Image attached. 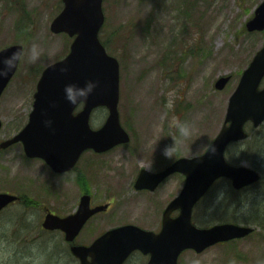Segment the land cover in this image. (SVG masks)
<instances>
[{
	"label": "rangeland",
	"instance_id": "rangeland-1",
	"mask_svg": "<svg viewBox=\"0 0 264 264\" xmlns=\"http://www.w3.org/2000/svg\"><path fill=\"white\" fill-rule=\"evenodd\" d=\"M262 1L104 0L105 24L100 36L121 65L120 114L132 138L129 145L109 153L87 155L88 174L94 181L89 189L98 192L96 202L116 203L112 212L102 216L106 219L104 229L123 222L148 230L160 228L163 210L179 194L182 178L173 176L148 193H137L133 182L141 168L161 170L179 157L202 154L211 144L224 123L228 100L242 73L264 46V32L246 29ZM62 8L61 0H0V49L20 44L25 53L17 75L0 99V116L5 122L0 139L26 125L42 71L69 53L72 40L50 30ZM33 43L38 52L34 61L30 58ZM223 76H231V81L217 90L215 82ZM107 115L104 108L95 111L92 128H99ZM180 125L188 127L187 135L180 131ZM247 131L251 138L264 141V127L257 130L248 125ZM174 143L173 156L164 155L165 146ZM244 145L246 150L253 141ZM244 150L236 147L229 162L237 165L247 153ZM240 163L264 175V154ZM25 167L5 172L0 165V192L26 193L43 203L31 210L16 203L0 215V264H77L63 245H44L38 238L48 236L41 232L45 207L60 216L77 209L76 193L66 194L68 188L78 187L77 182L66 184L68 177L53 174L38 162ZM231 188L227 180L216 183L206 204L195 208L194 223L209 227L234 215L233 221L255 227V232L200 255L187 253L181 259L183 264L194 260L200 264H264V226L252 222L264 224V201H260L264 200V184L231 192L219 213L208 209L209 199L222 197ZM50 189L57 197L51 196ZM235 200L240 202L238 207ZM56 237L61 240V236Z\"/></svg>",
	"mask_w": 264,
	"mask_h": 264
},
{
	"label": "water",
	"instance_id": "water-1",
	"mask_svg": "<svg viewBox=\"0 0 264 264\" xmlns=\"http://www.w3.org/2000/svg\"><path fill=\"white\" fill-rule=\"evenodd\" d=\"M62 2L63 8L52 21L51 31L66 33L74 38L70 53L44 70L34 95V109L28 125L13 140L2 145L6 147L21 141L29 157L43 158L57 173L72 169L86 150L103 153L130 141L128 132L121 124L118 109L120 65L115 57L107 53L99 39V32L105 22L103 0ZM247 29L250 32L264 31V2L247 23ZM17 48L23 47L15 45L0 52V69L4 67L3 57ZM65 65L69 67L66 73L59 70ZM17 67L18 64L7 77L0 75V96ZM89 77L99 79L100 86L83 109L74 115L79 105L72 106L63 99V85L68 81L83 82ZM263 78L264 47L244 71L229 99L225 123L208 150L201 156L180 158L160 172H141L135 183L137 190L153 191L174 173L185 176L182 190L164 212L161 233L155 234L135 225L110 230L89 247L72 248L81 264H123L135 250L151 254L149 264H178V258L184 250L192 249L201 253L217 243L242 238L254 231L253 228L232 223L199 228L193 224L192 216L196 204L219 178H229L235 189H242L260 180L261 176L256 170L230 165L225 152L231 142L247 138L244 127L248 121L254 127L264 122V88L260 89ZM229 81L230 76L219 78L216 89L223 90ZM99 107H105L108 116L100 128L93 129L91 115ZM16 200L19 197L0 193V211ZM107 207L91 209L90 197L84 196L76 214L65 218L48 214L43 227L61 229L66 233V239L73 241L88 219ZM174 211H180L176 218L171 217Z\"/></svg>",
	"mask_w": 264,
	"mask_h": 264
},
{
	"label": "flooded vegetation",
	"instance_id": "flooded-vegetation-1",
	"mask_svg": "<svg viewBox=\"0 0 264 264\" xmlns=\"http://www.w3.org/2000/svg\"><path fill=\"white\" fill-rule=\"evenodd\" d=\"M83 108V105H80L76 111H75V114H77L81 109ZM0 112H1V109H0ZM31 111H28L27 112V115H28V119H29V115H30ZM0 120L2 121V129L4 128V125H5V122H4V116L1 115L0 116ZM28 122V120H27ZM25 127V126H24ZM23 127V128H24ZM22 128V129H23ZM21 129V130H22ZM1 130V129H0ZM20 131L18 132H14L12 134H7L5 135L4 137H2V139H0V144L4 141H10L14 138V136L16 134H18ZM88 151H86L85 153H83L81 155V157L79 158L76 166L72 169V171L70 172H67V173H64V174H59V175H62V176H66V178L68 177L67 181H66V184H73L74 181L77 182L76 185L78 187H76L75 189L77 190H71L70 188L67 189V196L68 194H74L76 193V199L79 200V203H80V200L83 196L85 195H90L91 197V208H95V207H98V206H103V205H109V208H107L106 210H103L95 215H93L88 221L87 223L85 224V226L83 227V229L80 231V233L75 237V239L71 242L67 241L65 239V233L61 230H53V231H50V230H44L42 229L41 232L43 234L47 233V235H40L38 238H39V241L46 245L47 243H53V242H57L56 244V248H59V247H65V249L69 252L71 258L77 263V264H80V261L72 254V247L74 246H85V247H88L90 246L97 238L101 237L102 235H104L107 231L113 229V228H117V227H121V226H124V225H128V224H132V225H137V224H133V223H130V222H123L121 223V225H118L116 227H112L110 229H104V225L106 224L105 223V218L102 216L103 215H108L110 212H112L114 209H115V206H116V203L114 202V200H110L108 201L107 203H99V202H96V197L98 195V192H94L91 190V188L89 189V185L90 184H94L93 180L90 179L89 177V163H88ZM33 162H38L40 164H42L45 168H47V170H49L51 173L52 170L51 168L47 165V163L41 159V158H30L26 155L25 153V149H24V146L21 142L19 143H16V144H13L9 147H7L6 149H1L0 148V165H1V168L3 167L4 168V171L5 172H8V170H13L15 167L16 168H19V169H24L26 168L25 166H29L31 167V164ZM27 167V168H29ZM18 171V170H17ZM53 174H56V173H53ZM58 175V174H56ZM180 176L183 180V184L185 182V177L181 174H173L171 177H169L168 179L172 178L173 176ZM77 179V181H76ZM137 179V178H136ZM136 179L134 180L133 182V188L135 186V181ZM167 179V180H168ZM166 180V181H167ZM165 181V182H166ZM161 186V185H160ZM254 187V186H252ZM252 187H247L245 189H241L237 192H243L245 190H248ZM159 189V188H158ZM137 193H148V192H151V191H148V189H144V190H136ZM10 193H13V194H17L15 192H10ZM62 194V193H61ZM51 196L53 198L57 197V194H56V191H54L52 189L51 191ZM173 199H171L168 204L166 205V207L170 204V202L172 201ZM236 201H239V200H236ZM257 202V201H256ZM78 203V204H79ZM219 203V199L214 201V202H210V204L208 205L209 209L212 210V209H215L217 206H220L222 207L223 205L222 204H218ZM255 203V202H254ZM235 206L238 207L240 205V202H234ZM254 205V204H253ZM165 207V209H166ZM44 216L51 212L50 209H48L47 207L44 208ZM165 209L163 210V213L165 211ZM120 213V212H119ZM163 213H162V218H161V223L159 224L160 228L158 229H153V230H150L152 232H154L155 234H159L161 233L162 231V220H163ZM179 215V211H175L172 213L171 217L172 218H176L177 216ZM96 220V221H94ZM109 220V219H108ZM94 221V222H93ZM126 221V220H125ZM93 222V223H92ZM91 223L93 225H91ZM92 227H91V226ZM90 226V227H89ZM139 226V225H137ZM141 227V226H139ZM143 228V227H141ZM145 230L148 231V228H143ZM61 236V240H58L56 236ZM43 237H50L48 238L47 240L45 241H42ZM52 237V238H51ZM237 241V240H236ZM231 242H234L233 241H228V242H224V243H219V244H216L214 246H217V245H222V244H227V243H231ZM63 245V246H62ZM212 246V247H214ZM210 247V248H212ZM209 248V249H210ZM208 250V249H207ZM206 250V251H207ZM205 251V252H206ZM187 253H191V254H195V255H200V254H197L195 251L193 250H185L181 253V255L179 256V259H178V264H183L182 262V258L185 256V254ZM151 259V254H145L143 253L142 251L140 250H136V251H133L132 253H130V255L128 256V258L126 259V261H124L123 264H149V261Z\"/></svg>",
	"mask_w": 264,
	"mask_h": 264
},
{
	"label": "clouds",
	"instance_id": "clouds-1",
	"mask_svg": "<svg viewBox=\"0 0 264 264\" xmlns=\"http://www.w3.org/2000/svg\"><path fill=\"white\" fill-rule=\"evenodd\" d=\"M3 50L0 49V52ZM24 49L17 48L12 51L10 55L3 57V65L4 67L0 69V75L3 77H7L10 71H13L17 64L24 58ZM38 57L37 45L35 43L31 46V59L34 61ZM61 72H68L69 67L67 65L62 66L59 69ZM100 86L99 79L96 78H86L83 82L79 81H68L63 85V99L72 106L84 105L87 104L90 97L95 93L97 88ZM46 123H50V121H46ZM180 131L187 135L188 127L186 125H180ZM175 151V143L173 145H166L163 149V153L166 156H173ZM192 264H200L199 260L192 261ZM234 264V262H233Z\"/></svg>",
	"mask_w": 264,
	"mask_h": 264
},
{
	"label": "trees",
	"instance_id": "trees-1",
	"mask_svg": "<svg viewBox=\"0 0 264 264\" xmlns=\"http://www.w3.org/2000/svg\"><path fill=\"white\" fill-rule=\"evenodd\" d=\"M142 29H144V27ZM104 44L107 46V44L105 42H104ZM251 141H253V146L247 147L246 150H244L245 149L244 144H246V143L236 144V145H234V147H232L229 150V154H231L232 151L235 150L236 147H237L238 151L244 150L243 152H247L241 157V160L242 159L246 160V159L251 158L257 154H259V155L264 154V141L262 142V138L254 137L251 139ZM251 141L247 142L248 146L250 145ZM241 160L239 162H241ZM234 202H236V201H234ZM234 202H233V204H234ZM24 203H25L26 207H28V208L32 207L36 204L35 201H32L29 198H26ZM226 203H227V199H226V197H224L221 200V204L223 205Z\"/></svg>",
	"mask_w": 264,
	"mask_h": 264
}]
</instances>
